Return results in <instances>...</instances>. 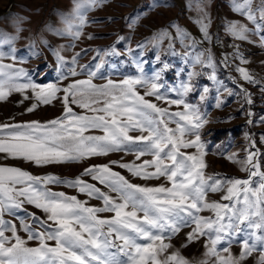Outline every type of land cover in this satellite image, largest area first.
<instances>
[{
    "label": "snow or ice",
    "instance_id": "1",
    "mask_svg": "<svg viewBox=\"0 0 264 264\" xmlns=\"http://www.w3.org/2000/svg\"><path fill=\"white\" fill-rule=\"evenodd\" d=\"M97 2L87 0V3L93 5ZM253 2L232 0L233 11L253 25L250 29L245 24L230 23L227 31L234 39L248 41L250 32H264V0H260L255 9ZM82 6L86 7L82 0H76L79 23L68 26V33L73 38H79L81 29L87 23L80 11ZM196 23L204 39L210 40V21L206 14ZM178 34L182 39L190 40L189 47L195 49L197 42L194 39L180 30ZM261 41V46H264V36ZM56 55L60 59L59 53ZM233 55L241 63H247L239 55L238 49ZM202 56V53L197 54L194 64L212 68L213 73L209 78L216 80L211 55L206 59ZM227 59L225 57V61ZM235 71L244 81L257 83L245 68L237 66ZM16 74L27 75L23 69L17 70ZM71 74L77 75L75 71ZM3 75V66H0V76ZM7 75V80L0 79V100L12 91H23L26 88L35 90L38 87L35 84L12 83L13 74ZM87 75L88 79L75 81L62 89L66 94L64 117L47 124L30 122L0 125V154L4 158L43 167L78 162L92 156L107 155L112 151H132L128 146L135 145L133 154L137 160L145 155H150L152 159L140 164L120 163L118 166L142 180L164 178L166 184H133L119 172L112 171L108 165L86 168L82 175L91 177L115 193L116 198H113L79 177L72 181H62L51 175L38 177L16 167L0 166V217L4 212L15 215L13 210L22 208L26 202L41 209L47 214V220L52 222L47 224L32 216L34 222L44 229L39 233L24 225L25 231L29 233L28 239L39 241L38 247L33 248L27 247L26 242L15 234V226L0 218V264H189L178 251L168 252L171 245L164 241L171 239L181 228H191L193 225L195 227L187 239L191 241L204 236L211 245H205V256L210 257L211 262L205 259L201 264H241L254 251L261 253L257 264H264V172L259 170L258 163H253L256 154L250 153L244 161H235L241 163L242 170L248 172V179L206 176L203 160L206 153L203 151L199 130L207 121L196 109H190L183 100H176L172 103L184 104V110L168 113L167 109L145 99L135 87L138 84L144 86L145 95L155 96L159 100L163 97L156 83L125 79L119 84L109 80L106 85L97 86L92 83L96 72L90 71ZM183 88L185 91L192 90L190 84L183 85ZM57 91L61 89L48 85L47 89L40 88L36 98L49 103ZM204 91L208 89L204 88ZM70 98L71 103L96 114H74L68 106ZM247 103H252L250 98ZM34 108L35 105L28 111ZM176 117L178 120H175ZM173 121L176 123L175 129L169 127ZM90 129H99L104 134L84 135ZM132 131L141 135L132 136L129 134ZM185 136H194V139L186 140ZM182 148H195L196 152L186 153L181 151ZM247 164H252V169L243 167ZM252 177H259V183L253 181ZM59 184L100 199L104 206L88 207L86 202L75 196L53 192L48 187ZM209 192H223L222 199L229 203L207 201ZM204 210L212 211L215 218L198 215ZM104 212L114 215L102 219L98 214ZM245 221L247 224L241 228L240 225ZM246 229L253 231L242 236L240 256L233 257L230 248L236 242L234 237L244 234ZM5 231H11L13 236H6ZM47 241H54L55 246H49ZM222 253L229 255L224 256ZM118 256L123 259H118Z\"/></svg>",
    "mask_w": 264,
    "mask_h": 264
},
{
    "label": "rangeland",
    "instance_id": "2",
    "mask_svg": "<svg viewBox=\"0 0 264 264\" xmlns=\"http://www.w3.org/2000/svg\"><path fill=\"white\" fill-rule=\"evenodd\" d=\"M82 4L86 7L82 6L80 11L87 23L81 29L79 38H73L68 33V26L79 23L76 0H0V66H3L5 73L0 79L7 80V74L12 73V83L38 86L35 90L26 88L12 91L0 100V125L30 122L47 124L64 117L66 94L62 89L75 81L88 79L87 73L90 71L96 72L92 83L97 86L106 85L109 80L119 84L125 79H140L159 86V94L163 97L159 100L155 96L145 95L144 86H135L138 93L151 103L167 109L168 113L182 112L184 104H187L207 121L199 130L206 153L203 156L206 176L248 179V172L242 170V164L235 161H244L250 153L256 154L253 163H258L259 170L264 172V46H261L264 32H250L248 41L234 39L227 31L230 23L245 24L250 29L253 25L233 11L232 0H98L94 5L82 0ZM259 4L260 0H254L253 9ZM205 14L210 21V40L204 39L196 23ZM178 30L197 42L195 49L189 47L190 40L180 37ZM161 33L167 35L160 36ZM237 49L247 63H241L234 57ZM56 53H59L60 59ZM199 53L203 54V59L211 55L216 80L209 78L213 73L212 68L194 64L195 56ZM225 57H228L227 61ZM237 66L245 68L257 83L244 81L235 71ZM20 69L27 75L16 74ZM73 71L77 75L73 76ZM185 84H190L192 90L185 91ZM48 85H54L61 91H57L49 103H43L37 100L36 93L40 88L47 89ZM204 88L208 91L205 92ZM249 98L251 104L247 103ZM176 100H183L184 104L172 103ZM33 105L34 110L29 112L28 109ZM68 106L76 115L96 114L71 103V98ZM169 127L175 129L176 123L170 122ZM103 134L99 129L84 133L94 136ZM129 134L141 135L136 131ZM184 138L189 140L194 139V136ZM128 147L132 151H112L78 162L43 167L4 158L0 154V166L16 167L38 177L51 175L62 181L79 177L113 198H116L115 193L91 177L82 175L86 168L108 165L112 171L119 172L133 184H166L164 178L142 180L132 176L127 169L120 168V163L140 164L152 159L150 155H145L137 160L133 154L136 146ZM181 151L191 154L196 149L182 148ZM243 167L252 169V164ZM252 180L259 183V177H252ZM48 187L53 192L75 196L86 202L88 207L104 206L102 200L89 197L76 188L64 184ZM223 195V192H209L206 199L209 202L229 203L222 199ZM13 211L15 215L4 212L0 218L15 226V234L26 242L27 247H38V240L28 239L29 233L25 231L24 225H28L33 232H43L44 229L31 217L52 224L47 220V214L26 202L22 208ZM98 215L102 219H109L114 214L104 212ZM198 215L215 218L209 210ZM246 224L247 221L240 227L244 228ZM194 227H183L171 239H166L164 242L171 245L168 252L178 251L189 264H201L205 259L211 262V258L205 256V245L211 246L207 237L199 236L191 241L187 239ZM248 231L253 230L246 229L244 234L234 237L236 242L230 248L233 257L240 256V240ZM5 235L11 238L13 233L5 231ZM47 244L55 246L54 241H47ZM222 255L228 256L229 253ZM260 255L259 251H254L241 264H257ZM117 258L123 259L122 256Z\"/></svg>",
    "mask_w": 264,
    "mask_h": 264
}]
</instances>
